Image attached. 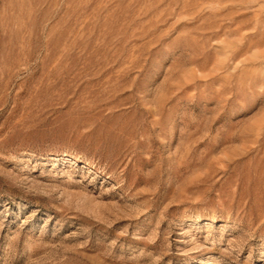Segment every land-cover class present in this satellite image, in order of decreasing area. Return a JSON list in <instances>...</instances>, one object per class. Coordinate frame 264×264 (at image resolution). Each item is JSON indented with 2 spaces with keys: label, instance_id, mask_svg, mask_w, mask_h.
Wrapping results in <instances>:
<instances>
[{
  "label": "rangeland",
  "instance_id": "obj_1",
  "mask_svg": "<svg viewBox=\"0 0 264 264\" xmlns=\"http://www.w3.org/2000/svg\"><path fill=\"white\" fill-rule=\"evenodd\" d=\"M0 264H264V0H0Z\"/></svg>",
  "mask_w": 264,
  "mask_h": 264
}]
</instances>
